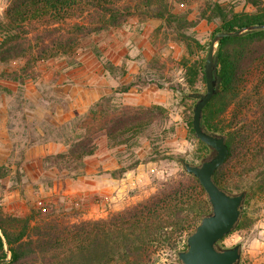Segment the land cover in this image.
<instances>
[{
    "label": "trees",
    "instance_id": "16d2710c",
    "mask_svg": "<svg viewBox=\"0 0 264 264\" xmlns=\"http://www.w3.org/2000/svg\"><path fill=\"white\" fill-rule=\"evenodd\" d=\"M188 1L139 0L152 9V16L161 19L173 31L174 41L183 43L188 50L202 48L191 30L200 20L218 19L217 32L264 24V0H244L252 10L239 11L205 0L194 19L189 18L187 10L174 11L173 2ZM141 9L139 4H120V0H10L4 19L0 20V64L18 59L23 64L0 71V91L7 90L2 80L23 84L33 78L34 63L46 55L58 52L69 55L90 34L119 27L133 13L148 12ZM83 15L87 16V22L67 20ZM91 51L110 74L116 75L118 70L125 73L122 67L104 60L97 45L92 46ZM216 55L220 90L204 106L201 123L208 131L226 135L228 155L213 175L216 183L223 187L231 169L244 164L251 170L259 157L264 158V92L258 86L251 92L246 85L264 69V28L222 38ZM182 66L188 87L193 88L199 78L204 81L202 60L184 61ZM138 85L130 82L101 95L83 113L60 126L66 149L43 156L46 167L72 171L74 177L83 175L84 158L96 152L94 135L99 131L104 133L109 147L136 146L144 136L157 153L160 143L173 131L164 127L168 118L166 108L160 104L129 105L114 100L115 93H125ZM249 112H253L252 116ZM228 113L230 118L226 122L224 117ZM191 120L189 117L187 123L192 132ZM154 128L160 131L156 133ZM202 144L207 153L201 154L200 159L210 152ZM139 163L141 160L135 159L126 169L118 168L112 173L120 176ZM9 174L10 168L0 164V179ZM207 201L197 178L183 169L176 180L167 182L147 200L105 219L60 227L56 222H33L34 217L29 215L4 214L0 208V229L11 253L10 260L3 264H153L151 252L157 244L165 242L175 253L185 247V238L204 214ZM246 226L244 217L237 227ZM3 257L5 250L0 236V258Z\"/></svg>",
    "mask_w": 264,
    "mask_h": 264
},
{
    "label": "rangeland",
    "instance_id": "374dc122",
    "mask_svg": "<svg viewBox=\"0 0 264 264\" xmlns=\"http://www.w3.org/2000/svg\"><path fill=\"white\" fill-rule=\"evenodd\" d=\"M9 1L0 0V20L4 19ZM212 1L237 11L252 10L244 0ZM204 2H173L174 11L187 10L189 18L194 19ZM126 3L139 4L141 10L148 12L133 13L119 27L90 34L69 55H46L34 63L33 78L23 84L1 81L8 91H0V164L10 168V174L0 179V208L4 214L29 215L34 217L33 222H56L60 227L109 218L176 180L183 171L180 159L196 164L201 160L199 156L207 153L187 123L196 99L186 95L191 91L204 92L205 83L199 78L193 88L188 87L182 63H204L219 20H200L191 30L202 48L188 50L183 43L174 41L175 34L161 19L151 15V8L139 0H120V4ZM67 20L87 22V16ZM94 45L104 60L122 67L125 73L118 70L116 75L110 74L92 53ZM22 64L20 59L2 63L0 71ZM259 72L246 83L251 92L257 86L264 92V69ZM130 82L139 85L125 93H115L116 103L160 104L167 110L164 127L173 131L160 143L157 153L144 136L136 146L109 147L104 133L99 131L94 135L96 152L84 158L83 175L74 177L72 171L46 167L43 156L66 149L60 126L83 113L101 95ZM260 82L263 83L258 85ZM229 118L230 113L224 120L228 122ZM159 131L154 128V132ZM135 159L141 163L133 169L120 176L112 173L118 168L126 169ZM244 168L241 164L231 169L223 188L232 193L247 189L241 217L246 218L247 226L236 227L220 245L241 242L239 264H264V158L259 157L251 170ZM205 208L207 213L209 203ZM182 244L183 241L179 247ZM151 258L153 264H179L176 253L165 242L157 244Z\"/></svg>",
    "mask_w": 264,
    "mask_h": 264
},
{
    "label": "water",
    "instance_id": "95a60500",
    "mask_svg": "<svg viewBox=\"0 0 264 264\" xmlns=\"http://www.w3.org/2000/svg\"><path fill=\"white\" fill-rule=\"evenodd\" d=\"M264 28V24H249L235 29H221L216 32L207 48L203 63L205 91H191L187 97L196 99L192 108V129L194 136L204 143L211 153L198 163H190L180 159L187 174L197 178L206 193L210 210L201 215L199 222L185 238V247L176 253L179 264H239L241 257V242L232 246H222L220 241L238 226L247 189L232 193L218 185L213 177L217 167L228 155L226 135L222 132L208 131L201 123L204 106L220 90L221 77L218 74V58L216 47L224 37H236L247 31ZM5 257L0 258V264L11 258L5 237L0 229Z\"/></svg>",
    "mask_w": 264,
    "mask_h": 264
}]
</instances>
